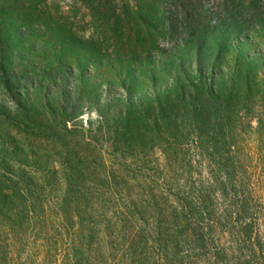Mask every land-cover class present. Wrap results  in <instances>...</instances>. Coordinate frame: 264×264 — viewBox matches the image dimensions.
<instances>
[{"label": "rangeland", "instance_id": "374dc122", "mask_svg": "<svg viewBox=\"0 0 264 264\" xmlns=\"http://www.w3.org/2000/svg\"><path fill=\"white\" fill-rule=\"evenodd\" d=\"M167 98L186 115L172 120L188 143L232 142L261 170L264 0H0V170L57 168L61 109L69 130L99 139L106 166L137 169L131 156L150 161V140L163 137L151 119ZM186 152L205 180L207 156L192 144Z\"/></svg>", "mask_w": 264, "mask_h": 264}, {"label": "trees", "instance_id": "16d2710c", "mask_svg": "<svg viewBox=\"0 0 264 264\" xmlns=\"http://www.w3.org/2000/svg\"><path fill=\"white\" fill-rule=\"evenodd\" d=\"M200 96L191 104L195 133ZM163 103L168 110L158 104L151 119L163 137L150 140V161L131 156L134 170L106 166L99 139L69 130L65 109L54 113L58 167L0 170V264H264L263 159L250 170L237 144L188 143L178 134L187 126L173 123L186 115ZM125 126L137 130L129 119ZM190 144L207 156L205 180Z\"/></svg>", "mask_w": 264, "mask_h": 264}]
</instances>
